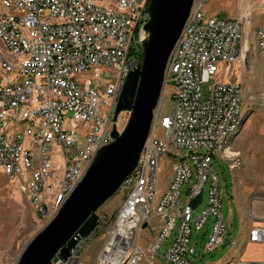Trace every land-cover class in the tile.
I'll return each mask as SVG.
<instances>
[{"label":"built area","instance_id":"obj_1","mask_svg":"<svg viewBox=\"0 0 264 264\" xmlns=\"http://www.w3.org/2000/svg\"><path fill=\"white\" fill-rule=\"evenodd\" d=\"M209 1H193L168 58L163 92L170 107L154 111L137 165L119 189L122 204L112 215H98L97 227L70 257L52 264H90L86 253L97 237L103 242L96 264H115L116 258L139 264L146 253L134 240L143 224L153 234L145 243L148 253L168 264H195L191 232L209 218L205 252L229 246L212 161L241 166L230 141L244 117L242 86L215 81L206 95L203 88L223 65L238 61L243 23L206 15ZM149 2L0 0V174L27 177L24 190L42 220L51 218L50 210L56 212L113 141L117 102L128 74L141 64ZM255 47L264 60V25L255 30ZM163 157L170 158V179L159 194ZM193 176L181 204L180 190ZM200 193L193 209L190 202ZM263 239V231H250L249 242Z\"/></svg>","mask_w":264,"mask_h":264},{"label":"rangeland","instance_id":"obj_2","mask_svg":"<svg viewBox=\"0 0 264 264\" xmlns=\"http://www.w3.org/2000/svg\"><path fill=\"white\" fill-rule=\"evenodd\" d=\"M206 15L216 17H229L241 20L243 23V41L241 54L234 64L222 66L219 74L203 88L206 95L207 89L215 81L226 82L235 80L242 86V105L245 120L240 124V131L230 141L233 150L239 152L241 166L232 169L229 164L218 159L212 161V166L217 173L219 187L224 193L221 198V215L226 222L230 214L232 204L233 175L237 189L245 200L257 197L264 193V60L258 54L255 47V30L264 25V0H210L203 7ZM159 107L162 113L170 107L168 91L162 93ZM129 114L122 112L117 116V130L120 132L128 120ZM170 179V158L163 157L159 163V185L162 193ZM194 176L180 190V203L185 201V192L192 185ZM28 179L25 175L14 179L6 178L0 174V264H15L20 253L32 237L40 231L48 219L42 220L29 201L24 190ZM207 186H205L206 190ZM123 193L118 192L111 197L97 212V215H112L122 204ZM234 208V207H233ZM200 209L194 213L196 216ZM54 211L50 210L51 217ZM212 218L199 231L192 229L190 245L195 248V256L192 258L195 264H223L231 246L217 247L212 252H205L211 230ZM234 225V223H233ZM227 226L225 238L233 235ZM233 229V228H232ZM229 234V235H228ZM153 238V234L147 232V228L136 234L134 243L143 245L146 256L139 264H168L160 257L155 260L148 253L145 244ZM231 239V238H230ZM171 238L166 241L160 253H164ZM101 237H97L88 247L86 260L90 264H96V255L102 247Z\"/></svg>","mask_w":264,"mask_h":264},{"label":"water","instance_id":"obj_3","mask_svg":"<svg viewBox=\"0 0 264 264\" xmlns=\"http://www.w3.org/2000/svg\"><path fill=\"white\" fill-rule=\"evenodd\" d=\"M193 1L150 0L142 61L128 74L115 109V117L122 112L129 114L125 126L120 132L112 130L113 141L99 150L79 184L26 244L15 264H52L58 258L65 261L77 242L97 227L98 210L118 192L137 165L161 101L168 58ZM201 199L202 193L190 206L194 209Z\"/></svg>","mask_w":264,"mask_h":264},{"label":"crops","instance_id":"obj_4","mask_svg":"<svg viewBox=\"0 0 264 264\" xmlns=\"http://www.w3.org/2000/svg\"><path fill=\"white\" fill-rule=\"evenodd\" d=\"M236 180L238 178L233 175L231 200L234 208H230L229 217L226 222L224 221L226 229L228 226L233 232L231 239L226 237L229 240L231 250L221 261L223 264H236L238 262L264 264V239L255 243L248 241L251 230L257 228L264 233V193L245 200L237 189ZM222 195L224 196V193L221 190V198L223 197Z\"/></svg>","mask_w":264,"mask_h":264},{"label":"bare ground","instance_id":"obj_5","mask_svg":"<svg viewBox=\"0 0 264 264\" xmlns=\"http://www.w3.org/2000/svg\"><path fill=\"white\" fill-rule=\"evenodd\" d=\"M106 257H107V259L109 260L110 256L107 255ZM112 262H114L115 264H121V263H120V260H119L118 258H116V259H115L114 261H112Z\"/></svg>","mask_w":264,"mask_h":264},{"label":"trees","instance_id":"obj_6","mask_svg":"<svg viewBox=\"0 0 264 264\" xmlns=\"http://www.w3.org/2000/svg\"><path fill=\"white\" fill-rule=\"evenodd\" d=\"M142 57H143L142 53L139 54V60H140V62L142 61Z\"/></svg>","mask_w":264,"mask_h":264}]
</instances>
